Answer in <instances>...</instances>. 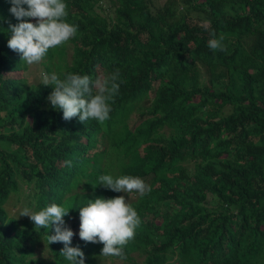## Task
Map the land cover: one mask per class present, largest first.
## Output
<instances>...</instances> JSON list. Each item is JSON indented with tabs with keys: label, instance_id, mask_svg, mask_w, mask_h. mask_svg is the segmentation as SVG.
Returning a JSON list of instances; mask_svg holds the SVG:
<instances>
[{
	"label": "trees",
	"instance_id": "1",
	"mask_svg": "<svg viewBox=\"0 0 264 264\" xmlns=\"http://www.w3.org/2000/svg\"><path fill=\"white\" fill-rule=\"evenodd\" d=\"M66 3L78 33L29 82L30 65L7 46L18 21L0 0V264H69L63 243L21 220L51 200L70 208L85 264L113 263L102 243L80 239L79 207L117 195L141 224L116 264H264V0ZM213 32L225 51L208 47ZM115 68L119 93L103 124L63 119L41 84V73ZM102 174L139 176L152 190L94 188Z\"/></svg>",
	"mask_w": 264,
	"mask_h": 264
},
{
	"label": "clouds",
	"instance_id": "2",
	"mask_svg": "<svg viewBox=\"0 0 264 264\" xmlns=\"http://www.w3.org/2000/svg\"><path fill=\"white\" fill-rule=\"evenodd\" d=\"M10 3L9 11L18 22L8 25L7 46L20 53L26 65L39 64L50 50L64 46L78 33L79 26L67 19L66 0H10ZM210 36L208 47L211 50H226L224 36L217 37L214 32ZM120 75L119 68L97 78L74 72L41 73V84L52 86L48 100L54 109L62 110L63 119L78 117L81 123L95 120L103 124L110 118L114 97L119 93ZM98 181L94 188L100 185L114 192H135L141 198L152 190L142 178L134 175L102 174ZM69 209L51 200L39 210L26 207L20 215L21 220L41 234L40 239L48 235V244L63 243L59 253L69 264H85L80 247L71 246L74 233L64 220ZM17 210H9V213L16 214ZM79 219L80 239L102 243L100 255L120 260L127 258L124 247L135 238L141 224L137 210L124 195L87 199V203L79 207ZM50 228L54 229V234H49ZM118 259L111 264H116Z\"/></svg>",
	"mask_w": 264,
	"mask_h": 264
},
{
	"label": "rangeland",
	"instance_id": "3",
	"mask_svg": "<svg viewBox=\"0 0 264 264\" xmlns=\"http://www.w3.org/2000/svg\"><path fill=\"white\" fill-rule=\"evenodd\" d=\"M39 68L40 67L37 66L36 64L30 65L29 68L24 73H22L21 75H24L29 82H32L34 80V78L37 79V74H38ZM10 76H14V74L11 73ZM7 208H9L8 210L13 211V210H17L18 206L17 205L12 206L11 203H9L7 205Z\"/></svg>",
	"mask_w": 264,
	"mask_h": 264
}]
</instances>
